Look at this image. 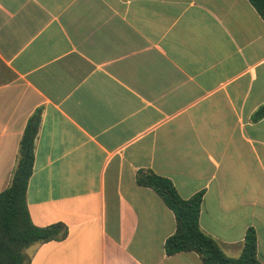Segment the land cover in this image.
<instances>
[{
	"label": "crops",
	"instance_id": "crops-1",
	"mask_svg": "<svg viewBox=\"0 0 264 264\" xmlns=\"http://www.w3.org/2000/svg\"><path fill=\"white\" fill-rule=\"evenodd\" d=\"M264 19L249 0H0V191L40 122L30 264H202L164 253L173 211L139 171L203 191L199 227L264 263Z\"/></svg>",
	"mask_w": 264,
	"mask_h": 264
},
{
	"label": "trees",
	"instance_id": "trees-1",
	"mask_svg": "<svg viewBox=\"0 0 264 264\" xmlns=\"http://www.w3.org/2000/svg\"><path fill=\"white\" fill-rule=\"evenodd\" d=\"M249 2L264 19V0ZM255 116H264V104L256 110ZM39 122V112L28 118L19 142L18 159L11 181L0 191V264H30L27 247L37 242L60 240L67 234V226L63 222L38 226L29 216L25 194L33 168ZM136 181L141 186L152 188L174 213L175 230L163 244L166 255L193 251L199 255L202 264H264L257 256L254 227L246 229L242 249L236 257L226 255L219 244L200 229L202 190L183 198L169 178L153 171H139Z\"/></svg>",
	"mask_w": 264,
	"mask_h": 264
}]
</instances>
